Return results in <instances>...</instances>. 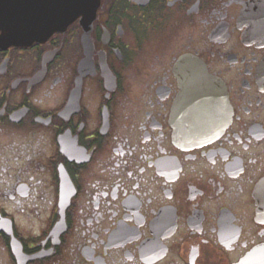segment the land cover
<instances>
[{
	"label": "flooded vegetation",
	"instance_id": "af4514ba",
	"mask_svg": "<svg viewBox=\"0 0 264 264\" xmlns=\"http://www.w3.org/2000/svg\"><path fill=\"white\" fill-rule=\"evenodd\" d=\"M202 73L227 120L188 147ZM0 264H264V0H100L0 46Z\"/></svg>",
	"mask_w": 264,
	"mask_h": 264
},
{
	"label": "water",
	"instance_id": "95a60500",
	"mask_svg": "<svg viewBox=\"0 0 264 264\" xmlns=\"http://www.w3.org/2000/svg\"><path fill=\"white\" fill-rule=\"evenodd\" d=\"M99 3L100 0H0V46L8 47L17 41H44L78 16L83 20L94 17ZM192 78L198 81L189 85L182 80L173 113L179 142L188 147L217 137L227 120L226 107L215 83L205 73Z\"/></svg>",
	"mask_w": 264,
	"mask_h": 264
}]
</instances>
